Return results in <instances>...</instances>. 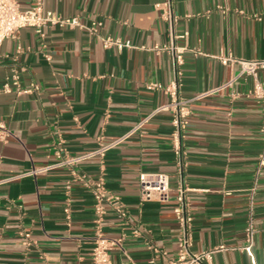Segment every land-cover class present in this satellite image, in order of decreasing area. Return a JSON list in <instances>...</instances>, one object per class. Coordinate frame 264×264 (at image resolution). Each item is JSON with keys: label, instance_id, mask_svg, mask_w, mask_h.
Wrapping results in <instances>:
<instances>
[{"label": "crops", "instance_id": "crops-1", "mask_svg": "<svg viewBox=\"0 0 264 264\" xmlns=\"http://www.w3.org/2000/svg\"><path fill=\"white\" fill-rule=\"evenodd\" d=\"M32 1L18 0L20 9ZM160 1L43 0L58 15L98 22L97 35L24 27L1 42L0 121L9 133L0 139V264H88L95 236L89 182L98 178L126 209L124 220L109 213L102 222L103 233L116 242L113 264H169L176 256L173 207L181 179L193 217L191 250L224 244L214 264H264V165L256 173L261 104L249 94L252 77L239 75L238 63L221 60L228 54L264 58V0H173L174 31L186 33L176 41L186 47L179 91L192 97L213 90L190 103L181 172L171 145V113H153L169 97L149 87L173 77L169 54L153 49L169 41L154 7ZM101 36L132 46L104 48ZM257 77L264 81V69ZM4 82L9 92L2 91ZM31 83L37 91L18 92ZM122 137L103 156L79 162L83 181L71 180L65 167H51L58 147L82 156ZM155 172L168 175V196L141 200L138 176ZM250 219L256 232L247 254L236 247Z\"/></svg>", "mask_w": 264, "mask_h": 264}, {"label": "built area", "instance_id": "built-area-1", "mask_svg": "<svg viewBox=\"0 0 264 264\" xmlns=\"http://www.w3.org/2000/svg\"><path fill=\"white\" fill-rule=\"evenodd\" d=\"M154 7L159 11V17L166 23L169 41L162 46H154L156 51H166L171 59L173 77L167 85L159 83L149 84L150 88L161 89L169 97L166 104L155 109L153 113L159 110H169L171 113V145L173 152L177 158L180 172L183 167V137L185 130L186 118L190 113V103L195 99H199L212 93L202 92L192 97H184L179 91V78L181 76L180 66L183 63V53L186 49L184 45L177 44V40L183 39L186 33L178 34L174 31V26L178 20L174 13L173 0H162L154 4ZM98 22L91 21L89 25L81 22L75 16H61L52 11L46 10L43 5V0H33L32 4L25 9H20L18 0H0V44L6 38H14L16 32L24 27H31L37 33L46 26H58L67 28H80L91 35H97ZM104 48L115 46L118 49L123 47H131V42L128 40H121L119 38L100 37ZM222 61H229L238 63L240 66L239 75L247 74L253 79L252 90L250 95L259 100L261 104L262 122L260 126V133L263 139V149L259 154L257 161L256 173L264 165V81L258 79L257 70L264 69V58L256 60H242L234 57L232 54L221 56ZM38 90L35 83H31L26 89L18 92L32 93ZM2 91L9 92L10 87L8 82L2 85ZM151 116V115H150ZM138 128V126H136ZM8 130L0 121V139H5L8 135ZM122 138H118L111 143L101 145L93 152L78 156L68 154L62 147H58L55 155L57 161L51 167H65L71 174V180H85V176L77 171V166L82 159L97 154L103 156L108 148L119 143ZM50 167V166H48ZM45 168H34L28 173L35 175L36 173L46 170ZM91 194L94 198V222H95V236L91 248V260L88 264H113L110 257V250L115 245V240L107 237L103 233L102 222L106 215L111 213L116 218L124 220L126 217V209L121 198L113 193L108 192L101 178L89 182ZM138 186L141 200H149L156 197L158 200H165L170 190L168 175L164 172L155 173H140L138 176ZM66 188H70V181L67 182ZM175 195V205L173 207V214L179 226L178 248L176 256L169 262V264H214L213 255L227 247L224 244H219L212 248L202 249L200 251L191 250V223L193 220L189 209L188 188L181 179L177 182ZM255 192V184L250 188V204ZM255 228L249 220L245 228V239L243 244L237 246L241 252L252 254L253 240L255 235ZM25 244H28V233L23 234Z\"/></svg>", "mask_w": 264, "mask_h": 264}]
</instances>
